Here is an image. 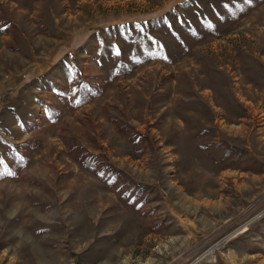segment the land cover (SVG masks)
I'll list each match as a JSON object with an SVG mask.
<instances>
[{
    "label": "rangeland",
    "instance_id": "rangeland-1",
    "mask_svg": "<svg viewBox=\"0 0 264 264\" xmlns=\"http://www.w3.org/2000/svg\"><path fill=\"white\" fill-rule=\"evenodd\" d=\"M0 264H264V0H0Z\"/></svg>",
    "mask_w": 264,
    "mask_h": 264
},
{
    "label": "snow or ice",
    "instance_id": "snow-or-ice-1",
    "mask_svg": "<svg viewBox=\"0 0 264 264\" xmlns=\"http://www.w3.org/2000/svg\"><path fill=\"white\" fill-rule=\"evenodd\" d=\"M247 2V0H246ZM115 55L119 56L120 55V50L119 49H115Z\"/></svg>",
    "mask_w": 264,
    "mask_h": 264
},
{
    "label": "bare ground",
    "instance_id": "bare-ground-1",
    "mask_svg": "<svg viewBox=\"0 0 264 264\" xmlns=\"http://www.w3.org/2000/svg\"><path fill=\"white\" fill-rule=\"evenodd\" d=\"M244 230H242V232H243ZM239 233V232H238Z\"/></svg>",
    "mask_w": 264,
    "mask_h": 264
}]
</instances>
